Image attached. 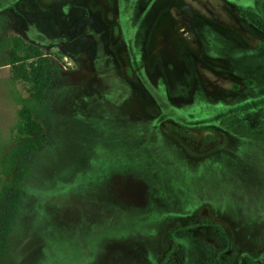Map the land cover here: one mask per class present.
I'll list each match as a JSON object with an SVG mask.
<instances>
[{
  "label": "rangeland",
  "instance_id": "1",
  "mask_svg": "<svg viewBox=\"0 0 264 264\" xmlns=\"http://www.w3.org/2000/svg\"><path fill=\"white\" fill-rule=\"evenodd\" d=\"M122 1L19 0L0 12V33L38 45L54 65L41 145L16 162L24 174L21 197L0 264H159L166 252L169 264H210L206 246L217 249L218 234L205 218L222 225L235 243L224 259L233 263L243 253L264 251V111L251 108L233 117L224 106L232 100L264 105V55L254 52L264 43V32L238 22L233 0H173L164 6L155 27L166 29L185 62L209 52L214 63L234 70L239 66L223 58L231 48L240 66L261 80L239 93L232 79L214 76L221 74L213 70L196 85L183 77L176 83L169 79L167 87H157L156 100L182 98L180 111L202 110L212 118L224 113L222 123L230 131L190 124L178 110L157 123V108L147 104L152 100L125 83L127 92H119L114 77L99 76L100 56L90 55L95 36L106 37L105 23ZM255 3L264 16V0ZM185 28L190 34L184 38ZM208 33L220 37L211 41ZM120 56L121 74L136 86L124 46ZM7 59L0 49V199L5 202L17 185L6 153L17 143L20 100L29 97V85L12 78ZM214 136L219 140L207 143ZM179 228L186 233L169 239Z\"/></svg>",
  "mask_w": 264,
  "mask_h": 264
},
{
  "label": "flooded vegetation",
  "instance_id": "2",
  "mask_svg": "<svg viewBox=\"0 0 264 264\" xmlns=\"http://www.w3.org/2000/svg\"><path fill=\"white\" fill-rule=\"evenodd\" d=\"M17 1L19 0H3L0 3V12L5 8L12 6L13 4H16L15 2ZM172 2L173 0H123L121 3L122 5L120 4L119 8L116 10V14H110L109 20L105 23L106 27L104 28V30L106 32V37L103 36V33H101L100 35H96L95 46L92 48L90 43L87 44V47L89 49L88 52L91 48L90 55L96 53V55L100 56L97 65L100 67V69L102 68V73H100L99 76H101L102 79L106 77H114V79L118 81L117 85L120 88L119 92H127L124 85L125 83L127 86H130L131 89L132 87H138L140 93H137L139 95L144 96V98L147 100H152L151 103L148 102L147 104H152L157 108V112H159V115L155 122L158 123L165 120L168 115L167 112H170L171 110H178L176 112L182 114V119L184 118V120H187L188 123L192 121V123L190 124L199 122L200 124H207V126L210 125L211 128H214L216 126L220 128L219 130L224 132H227V130L230 131V127L225 123H222V121H224V113L217 114V116H213L212 118L211 115L213 113H206L202 110L195 111L193 113H191V111H180V106H178L177 104L182 100V98L175 99L177 103H172V101L165 95V104L162 102V100H156L155 96L156 94L158 95V88L162 87L163 85L167 87V81L169 79L176 83L179 77H183L185 80L194 82L196 85L199 82L198 79L200 80V78H202V75L207 77L212 76V70L221 74H216L214 76L223 77L227 75L226 78L228 81L232 79V82H234L232 87L237 91H239V88L244 87L245 85L253 86L254 83H256L255 79L261 80V77H259L261 75L258 74V76H256V74H251L250 72L248 73L244 69L245 67L240 66L239 60L241 58L239 57L240 59H237L235 56H233V54H231V48L223 51V58L225 62L233 68L234 66H239L240 68L238 67L232 70L228 67H222L221 65L214 63V59L213 57H210L209 52L206 55L203 53L198 55L197 52L195 54L197 57L194 58L195 61H193L192 59L185 62L184 58L186 57H184L183 52L177 48L171 47L173 44H175V42L173 41L172 36H169L170 34L167 33L166 29L158 31V29L155 27L156 20L158 18L157 14L163 10L164 6L170 7ZM248 2H250V4ZM231 4L233 16H237L238 22L243 25H247V27L249 28L257 27L264 32V29H262L257 23L252 21L249 17L250 13L253 12L262 17V20L264 21V16L260 13V8H258L255 0L240 1L239 3L237 2V0H233ZM72 5L73 8H77L76 4L72 3ZM234 7L237 8L234 9ZM186 14V10H183V15L186 16ZM109 25L112 26V28L110 29L111 31L109 30ZM173 28L174 30H176L175 25ZM185 33L186 34L184 35V38L186 35L190 34V31L185 28ZM114 36L117 38L118 42L116 43L114 41V44H112L111 40L112 38H114ZM219 37L220 36H217L213 33H208L206 36V38L211 41H214ZM221 39L223 40L222 37ZM98 40H101L102 45L98 44ZM108 45L111 49L108 47ZM122 46H124L125 48L126 60L130 65L127 73H129L130 76L134 77L133 83L136 84V86H133L131 82L124 78L123 74H121L122 59L120 54L122 52ZM256 47L257 48H255L254 52L257 54L259 53V56L264 55V43L258 44L256 45ZM182 48L184 49V46H182ZM178 50L180 54H178ZM175 52H177V57H174V54H176ZM114 54L117 58V65L112 64V55ZM202 54L204 57L202 56ZM244 54L249 53L245 52ZM177 59H181V63H177ZM101 62H104V65H100ZM144 64L146 66H144ZM109 65H111L110 68H107ZM177 68H179V71L177 70ZM199 70H201L202 72L200 73ZM124 80L128 81V83H126ZM198 88H200V86H197L195 90ZM152 91L154 92V94L152 93ZM151 93L153 95V98ZM149 96H151V98ZM188 96L191 97V93H189ZM238 96L240 95L238 94ZM232 102L234 101L232 100L231 102H226L225 105H223L226 106V108L232 109L231 111H228L230 112L228 115H232L233 117L235 113L244 114L245 111H249L251 108L264 111V105L256 104L254 103V101H251V103H248V101H242L241 103H239V105H235ZM221 107L222 106L217 108ZM235 107H237V109L233 110ZM184 115L194 116L196 120H191L190 117H186ZM141 116L143 119H147L148 113L142 114L141 112ZM187 122H185V125H187ZM221 127H229V129L224 130ZM216 140H219V137L218 139L215 138L213 141L212 139L208 140L207 143H212Z\"/></svg>",
  "mask_w": 264,
  "mask_h": 264
},
{
  "label": "trees",
  "instance_id": "3",
  "mask_svg": "<svg viewBox=\"0 0 264 264\" xmlns=\"http://www.w3.org/2000/svg\"><path fill=\"white\" fill-rule=\"evenodd\" d=\"M250 19L264 29V21L262 17L251 12ZM0 49L7 51V64L12 69L14 79L24 80L28 85L29 97L22 98L21 107L18 110L19 122L16 125V145H14L7 153L6 166L10 174H14L17 178L16 188H11L13 195L10 196L9 202H5L3 196L0 199V256L7 245V236L10 231V226L13 216L17 212L18 201L21 197L20 180L24 175L21 171V164H16L17 160L38 148L41 145V138L44 136L45 130L43 121L49 113V97L48 92L52 83L54 74V65L49 56L35 44L27 42L23 37L17 34L7 35L4 32L0 33ZM16 166V174L13 168ZM208 227L216 230L217 249L206 246L205 256H208L210 264H241L243 261L246 264H261L264 263V251L254 254L243 253L237 257L236 262H230L224 259L221 255L235 249V243L228 232L219 223L205 218L204 220ZM186 233L185 229L179 228L176 232H169L168 238L173 241L176 237ZM169 252H166L164 260L159 264L168 263Z\"/></svg>",
  "mask_w": 264,
  "mask_h": 264
}]
</instances>
